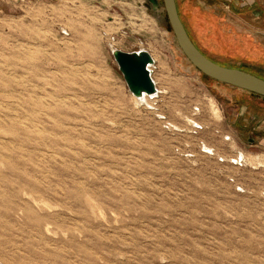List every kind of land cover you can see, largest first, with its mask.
Listing matches in <instances>:
<instances>
[{"label": "rangeland", "instance_id": "1", "mask_svg": "<svg viewBox=\"0 0 264 264\" xmlns=\"http://www.w3.org/2000/svg\"><path fill=\"white\" fill-rule=\"evenodd\" d=\"M177 2L264 77L233 43L264 53V0ZM0 264H264V99L198 72L161 0H0Z\"/></svg>", "mask_w": 264, "mask_h": 264}, {"label": "water", "instance_id": "2", "mask_svg": "<svg viewBox=\"0 0 264 264\" xmlns=\"http://www.w3.org/2000/svg\"><path fill=\"white\" fill-rule=\"evenodd\" d=\"M154 10L159 0H146ZM169 26L176 42L189 63L202 75L230 87L237 88L264 98V80L239 69L219 66L206 58L190 40L180 18L175 0H161ZM112 56L122 74L129 92L136 98L144 95H157L158 89L152 78V66L155 63L145 50L123 52L113 50Z\"/></svg>", "mask_w": 264, "mask_h": 264}, {"label": "trees", "instance_id": "3", "mask_svg": "<svg viewBox=\"0 0 264 264\" xmlns=\"http://www.w3.org/2000/svg\"><path fill=\"white\" fill-rule=\"evenodd\" d=\"M176 2V6H177V10H178V15L179 18L190 38V40L193 42V44L196 46V48L209 60H211L212 62H214L215 64L222 66V67H226V68H232V69H239L242 70L244 72L250 73L254 76H257L258 78L264 80V77H262L261 75L257 74V72L246 69V68H235V67H231L228 66L225 63H219L216 62L208 53L210 51V53L214 52V48H223L222 44H221V38L217 36L216 33H206V31L208 30V22L207 21H212L209 20L206 16L201 17L203 19V21L206 23L204 25L198 26L197 22L195 20V18L190 15V17H188L189 14H187L186 11V7H180V5L178 4L177 0H175ZM233 40V39H232ZM236 40V39H235ZM233 40L234 45H236V49L238 53H243V54H247V56L251 59H253L254 57L258 58L259 60H263L264 59V53L262 50H260L259 48H256L257 46H255L253 44V42L247 38H239L236 41ZM211 49V50H210ZM251 50L254 52L253 54H248L249 52H251ZM207 51V52H206ZM206 79L208 80H212L210 78H208L207 76L203 75ZM214 81V80H212ZM249 93V92H248ZM252 94V93H250ZM255 95V94H252ZM257 96V95H256ZM259 97V96H258ZM262 98V97H260ZM264 99V98H262Z\"/></svg>", "mask_w": 264, "mask_h": 264}, {"label": "bare ground", "instance_id": "4", "mask_svg": "<svg viewBox=\"0 0 264 264\" xmlns=\"http://www.w3.org/2000/svg\"><path fill=\"white\" fill-rule=\"evenodd\" d=\"M160 90L158 89V92H159ZM158 94H160V93H157V95ZM157 95H144L142 98H136L135 97V102H143V101H150V100H152V99H154V98H156V96ZM134 97V96H133ZM144 103V102H143ZM149 103V102H148ZM144 105H147V104H144Z\"/></svg>", "mask_w": 264, "mask_h": 264}, {"label": "crops", "instance_id": "5", "mask_svg": "<svg viewBox=\"0 0 264 264\" xmlns=\"http://www.w3.org/2000/svg\"><path fill=\"white\" fill-rule=\"evenodd\" d=\"M249 1V0H248ZM252 4H253V1H250V6H252ZM246 5H247V3H246Z\"/></svg>", "mask_w": 264, "mask_h": 264}]
</instances>
